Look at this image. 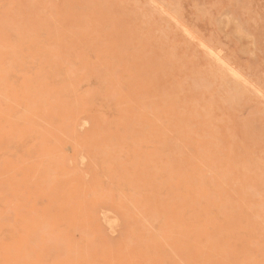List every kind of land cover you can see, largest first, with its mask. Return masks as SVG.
<instances>
[{"label":"rangeland","instance_id":"1","mask_svg":"<svg viewBox=\"0 0 264 264\" xmlns=\"http://www.w3.org/2000/svg\"><path fill=\"white\" fill-rule=\"evenodd\" d=\"M0 264H264V0H0Z\"/></svg>","mask_w":264,"mask_h":264}]
</instances>
